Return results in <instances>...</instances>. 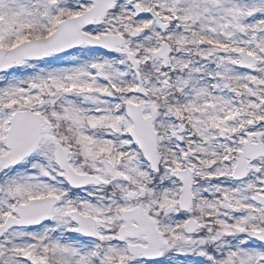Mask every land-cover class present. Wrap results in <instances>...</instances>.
Wrapping results in <instances>:
<instances>
[{
	"label": "snow or ice",
	"instance_id": "snow-or-ice-1",
	"mask_svg": "<svg viewBox=\"0 0 264 264\" xmlns=\"http://www.w3.org/2000/svg\"><path fill=\"white\" fill-rule=\"evenodd\" d=\"M0 264H264V0H0Z\"/></svg>",
	"mask_w": 264,
	"mask_h": 264
}]
</instances>
